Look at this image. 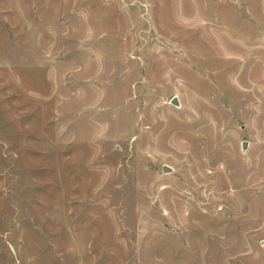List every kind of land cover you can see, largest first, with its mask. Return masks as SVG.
<instances>
[{
    "label": "rangeland",
    "instance_id": "obj_1",
    "mask_svg": "<svg viewBox=\"0 0 264 264\" xmlns=\"http://www.w3.org/2000/svg\"><path fill=\"white\" fill-rule=\"evenodd\" d=\"M0 264H264V0H0Z\"/></svg>",
    "mask_w": 264,
    "mask_h": 264
},
{
    "label": "water",
    "instance_id": "obj_2",
    "mask_svg": "<svg viewBox=\"0 0 264 264\" xmlns=\"http://www.w3.org/2000/svg\"><path fill=\"white\" fill-rule=\"evenodd\" d=\"M171 103H172L173 105L177 106V105H178L177 98H176V97H173V98L171 99ZM245 147H246L245 143L242 144V148L245 149ZM168 169H169V168H168L167 166H164V167H163V171H164V172H167Z\"/></svg>",
    "mask_w": 264,
    "mask_h": 264
}]
</instances>
